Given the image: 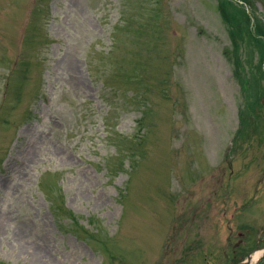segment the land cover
I'll return each mask as SVG.
<instances>
[{
	"label": "rangeland",
	"instance_id": "1",
	"mask_svg": "<svg viewBox=\"0 0 264 264\" xmlns=\"http://www.w3.org/2000/svg\"><path fill=\"white\" fill-rule=\"evenodd\" d=\"M262 245L264 0H0V264Z\"/></svg>",
	"mask_w": 264,
	"mask_h": 264
},
{
	"label": "bare ground",
	"instance_id": "2",
	"mask_svg": "<svg viewBox=\"0 0 264 264\" xmlns=\"http://www.w3.org/2000/svg\"><path fill=\"white\" fill-rule=\"evenodd\" d=\"M206 80H207V77H206V74H204V79L202 80V82L200 83V85H199V83H196V85L198 87L199 86H202L203 87L202 88V91L205 89L203 91V93L205 94V96L207 95V88H206V85H205L206 84ZM260 254H261L260 252L255 253L254 256H253V260H255V258L258 257ZM39 259H40L41 262H43L45 264H50L49 263V258L47 257V254H46V251L43 248H41V250H40Z\"/></svg>",
	"mask_w": 264,
	"mask_h": 264
},
{
	"label": "trees",
	"instance_id": "3",
	"mask_svg": "<svg viewBox=\"0 0 264 264\" xmlns=\"http://www.w3.org/2000/svg\"><path fill=\"white\" fill-rule=\"evenodd\" d=\"M224 4H225V5H224V8L226 9V8H227V2L225 1ZM228 4H229V3H228ZM230 4H231V3H230ZM238 9H239L240 11H241V10L244 11V9H242V7L238 8ZM245 17H247V15H245ZM226 18L228 19L227 16H226Z\"/></svg>",
	"mask_w": 264,
	"mask_h": 264
},
{
	"label": "water",
	"instance_id": "4",
	"mask_svg": "<svg viewBox=\"0 0 264 264\" xmlns=\"http://www.w3.org/2000/svg\"><path fill=\"white\" fill-rule=\"evenodd\" d=\"M249 260H250V257H249L248 261H249ZM248 261L246 262V264H248V263H249Z\"/></svg>",
	"mask_w": 264,
	"mask_h": 264
}]
</instances>
